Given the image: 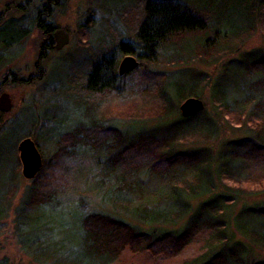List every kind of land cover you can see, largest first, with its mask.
Here are the masks:
<instances>
[{
  "label": "trees",
  "instance_id": "obj_1",
  "mask_svg": "<svg viewBox=\"0 0 264 264\" xmlns=\"http://www.w3.org/2000/svg\"><path fill=\"white\" fill-rule=\"evenodd\" d=\"M228 1H149L130 39L121 38L112 48L98 51L96 64L78 78L86 86L67 89L79 93L74 99L76 116L47 133L39 120H13V138L18 143L33 138L43 167L22 185L17 149L9 152L13 189L0 196V221L12 195L21 190L14 209L15 233L35 262L112 264L126 248L173 258L205 232L207 250L184 264H264V258L253 253L255 248L264 251V51L235 50L225 56L224 89L213 84L216 74L192 85L186 98L199 96L203 82L212 92L211 106L190 117L178 110L185 95L174 101L168 91L177 84L170 80L173 74L150 67L181 65L196 54L212 55L211 48L224 49L243 35L247 18L254 21L255 4L264 3L235 0L248 13L241 21L234 14H222L230 26L220 34L215 15L219 9H231ZM28 2L35 7L33 14L13 1L0 12L7 39L18 41L34 28L42 34L52 32L51 11L57 0ZM13 31L18 36H12ZM183 34H196L199 48H189L190 41L182 43L187 55L176 57L171 48L188 38ZM132 53L141 62L134 71L119 75L120 58ZM47 59L43 52L40 61ZM129 76L132 80L124 85ZM18 77L13 69L5 71L0 89ZM151 103L161 109L155 127L149 125L155 117L111 111L123 104L148 111ZM2 113L5 135L9 127H3ZM23 123L29 125L26 130ZM188 133L213 141L185 150L170 147L169 138L182 139ZM41 139L52 145L49 156L44 155ZM0 264H9L8 258Z\"/></svg>",
  "mask_w": 264,
  "mask_h": 264
},
{
  "label": "rangeland",
  "instance_id": "obj_2",
  "mask_svg": "<svg viewBox=\"0 0 264 264\" xmlns=\"http://www.w3.org/2000/svg\"><path fill=\"white\" fill-rule=\"evenodd\" d=\"M12 1L13 3L18 2L15 5L25 7L26 13L29 10L30 14H33L32 11H34L35 7L33 5L30 8L28 0H0V12L5 11L7 5L11 4ZM149 1L173 2L175 0H57V3L54 4L56 6L52 5L53 9L51 11L54 21L53 26L57 29L66 30L70 36V43L61 51L46 50L48 59L44 63L40 59L38 60L39 49L44 40V35L39 30H34V28L25 41L18 42L10 40V37L7 39L8 35L4 33L7 28L0 27L1 74L13 69L19 76L18 80L13 82L8 79L4 87L0 89V94L2 92L10 94L13 102L12 109L9 112L2 113L3 116H1L3 127L9 128L4 135L2 132L3 128L0 127V135L3 134L0 152V196H4L5 194L3 193L8 188L13 189L12 166L8 162V157L9 152H13V147L17 149L18 144L21 142L20 140L18 143L17 138H13V120L18 118L21 123L23 118L29 121L39 120L42 131L47 133L48 129L51 131L59 129L61 123L64 124V120L69 116H76L78 110L74 99L79 93H73L72 91L86 86L85 82L78 78L84 71L92 69L96 64L99 56L98 51L112 48L121 38V40L130 39L134 33V27L144 19V9ZM176 1L186 4L195 3V0ZM217 1L221 2V0ZM228 3L227 6L232 5L231 9L226 11L219 9L221 11H217L215 15L217 20L214 23L217 26L216 30L220 31V34L228 31L230 26V23L222 18V14H234V18L238 20L240 18L241 21L248 13L245 9L240 10L242 7L238 6V2L235 0H229ZM41 4L42 2L38 3L39 6ZM255 8L254 21L247 18L250 21L242 23L244 33L241 37L234 38L231 41L230 44H233L231 48L229 47L230 44L227 47L224 46V49L219 48V46L211 48L212 55L196 54L197 56L195 55L194 59L189 60L188 63L183 62L181 65L165 64L157 66L154 63L150 65L153 70L158 72H170L173 74L170 80L177 84L173 89L171 87L168 88L173 100L177 101L180 96L185 95V98L180 100L178 110L182 102L189 96L190 87L202 81L201 79L203 78L212 77L216 74L217 78L213 77L215 78L213 84L217 85L219 90L224 89L225 75L223 71L225 68L223 66L226 60L225 56L232 54L235 50L245 52L250 50L264 51V12H260L261 9H264V3L257 2ZM234 11H237L236 14ZM239 12L243 15H240ZM16 15L21 16L22 13H17ZM50 21L51 19L46 20L45 23ZM198 34L202 33L199 32ZM194 35L196 34H183V37H188L189 39L185 38L182 42L177 41L174 43L176 45L171 48V51L175 53L176 57L183 52L185 54L183 56L187 55L186 50L182 49L184 47L182 43L190 41L189 48L192 49L195 46L199 48L195 43ZM12 36H18V32L13 31ZM123 57L125 55L120 60ZM139 62H141L140 59ZM37 64L41 67L38 68ZM128 78L124 80V85H128L132 80L130 76ZM22 80L24 81L21 82ZM1 83L2 81L0 80ZM178 85L182 88H179ZM201 86V94L190 97L200 98L204 101L205 107L209 108L211 102H209L208 96L212 90L204 82ZM69 87H75L74 90L71 89L72 94L67 91ZM123 105L119 108L112 106L111 111L115 110L114 114L119 115H124L125 111L126 116L134 114L136 117H155V120L151 121L149 125L156 126L158 122L156 121L157 114L161 113V109L155 107L153 103L150 104L151 106L149 105L148 111L141 110L140 105L133 107L134 109L132 110L131 106ZM28 126V124L23 123L22 129L26 130ZM18 131L20 132V130ZM169 140L170 147L178 150L191 149L194 145L208 144L213 141L209 136H198V134L195 136L189 133L184 135L182 139L173 137L169 138ZM39 144L45 152L44 155L49 156L52 152V145L49 142L46 143L44 139L39 140ZM16 154L17 156L19 155L17 150ZM21 169L22 167H20V173ZM21 177L22 185L23 183H29L22 175ZM21 197L22 191H15L10 200V206L0 221L2 224L0 226V260L8 258L9 264H41L35 262L31 256L22 250V246L16 238L14 209L20 203ZM206 237L207 233L205 232L198 234L181 254L173 258L153 256L146 251L136 253L126 248L112 264H184L207 250ZM259 250L255 248L253 253H255L257 259L264 258V251Z\"/></svg>",
  "mask_w": 264,
  "mask_h": 264
},
{
  "label": "water",
  "instance_id": "obj_3",
  "mask_svg": "<svg viewBox=\"0 0 264 264\" xmlns=\"http://www.w3.org/2000/svg\"><path fill=\"white\" fill-rule=\"evenodd\" d=\"M55 49L61 50L70 42L69 33L64 29H56ZM139 65V60L136 56L126 55L119 64V75L128 74L134 71ZM13 102L11 96L7 92L0 94V111L9 112L12 109ZM205 108L204 101L198 97H188L180 105V111L184 117H190L203 111ZM17 150L21 162V173L24 178L34 179L43 167V156L37 146L35 140L31 137H25L18 144Z\"/></svg>",
  "mask_w": 264,
  "mask_h": 264
},
{
  "label": "flooded vegetation",
  "instance_id": "obj_4",
  "mask_svg": "<svg viewBox=\"0 0 264 264\" xmlns=\"http://www.w3.org/2000/svg\"><path fill=\"white\" fill-rule=\"evenodd\" d=\"M29 7L31 8V5H30ZM56 29H57V28L53 27V30H52L51 33H49V34H43V35H44V40H43V42H42V44H41V46H40V49L42 48V51H43V52H46V53H47L46 50H49V49L54 50V51H61V50H63V49L65 48V47H64V48L61 49V50H57V49H55L56 41H55L54 32L56 31ZM28 36H29V35H26V36L22 35L18 41H25V39H26ZM69 43H70V42H69ZM127 55H129V54H127ZM132 55L136 56V57L138 58V60L140 59L139 56L136 55L135 53H134V54L132 53ZM125 56H126V55H125ZM123 58H124V57H123ZM120 62H121V60H119V62H118V64H117V70H118V73H119V64H120ZM37 67H40V65L37 64Z\"/></svg>",
  "mask_w": 264,
  "mask_h": 264
},
{
  "label": "bare ground",
  "instance_id": "obj_5",
  "mask_svg": "<svg viewBox=\"0 0 264 264\" xmlns=\"http://www.w3.org/2000/svg\"><path fill=\"white\" fill-rule=\"evenodd\" d=\"M190 5H192V4H190ZM42 53H43V51H42V48L41 49H39V53H38V60L40 59V56L42 55ZM47 54V53H46ZM46 57H47V55H46ZM118 71V70H117Z\"/></svg>",
  "mask_w": 264,
  "mask_h": 264
}]
</instances>
